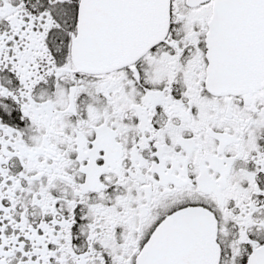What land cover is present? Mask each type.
<instances>
[{
    "label": "snow or ice",
    "instance_id": "1",
    "mask_svg": "<svg viewBox=\"0 0 264 264\" xmlns=\"http://www.w3.org/2000/svg\"><path fill=\"white\" fill-rule=\"evenodd\" d=\"M0 264H264V0H0Z\"/></svg>",
    "mask_w": 264,
    "mask_h": 264
}]
</instances>
